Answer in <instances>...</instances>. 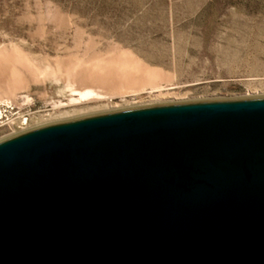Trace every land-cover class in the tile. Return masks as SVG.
<instances>
[{
	"label": "water",
	"instance_id": "95a60500",
	"mask_svg": "<svg viewBox=\"0 0 264 264\" xmlns=\"http://www.w3.org/2000/svg\"><path fill=\"white\" fill-rule=\"evenodd\" d=\"M0 264H264V95L1 140Z\"/></svg>",
	"mask_w": 264,
	"mask_h": 264
},
{
	"label": "rangeland",
	"instance_id": "374dc122",
	"mask_svg": "<svg viewBox=\"0 0 264 264\" xmlns=\"http://www.w3.org/2000/svg\"><path fill=\"white\" fill-rule=\"evenodd\" d=\"M262 95L264 0H0V141L64 110Z\"/></svg>",
	"mask_w": 264,
	"mask_h": 264
},
{
	"label": "bare ground",
	"instance_id": "6f19581e",
	"mask_svg": "<svg viewBox=\"0 0 264 264\" xmlns=\"http://www.w3.org/2000/svg\"><path fill=\"white\" fill-rule=\"evenodd\" d=\"M100 104V103H99ZM89 106V105H88ZM99 106H101V105H99ZM99 106H93V107H82V108H80V109H78L79 111H77L76 109H71V110H64V111H60V112H58V113H56V115H54V116H56V118L59 120V121H62V120H68V119H72V118H70V116H72V115H74V114H78V112H83V110L84 109H87V110H92V111H95V110H98V107ZM80 114V113H79ZM51 115V114H50ZM52 116V115H51ZM53 116V117H54ZM53 122H56V121H53ZM49 123H52V122H49ZM45 124H47V123H45ZM41 125V124H40ZM42 125H44V124H42Z\"/></svg>",
	"mask_w": 264,
	"mask_h": 264
}]
</instances>
